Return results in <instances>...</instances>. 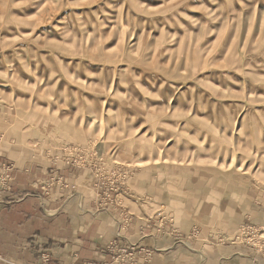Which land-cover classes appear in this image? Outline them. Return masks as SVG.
Masks as SVG:
<instances>
[{
	"label": "rangeland",
	"instance_id": "obj_1",
	"mask_svg": "<svg viewBox=\"0 0 264 264\" xmlns=\"http://www.w3.org/2000/svg\"><path fill=\"white\" fill-rule=\"evenodd\" d=\"M67 147L87 150L82 167L51 165ZM4 156L74 173L77 196L111 211L138 199L181 255L250 261L239 236L264 228V0H0Z\"/></svg>",
	"mask_w": 264,
	"mask_h": 264
},
{
	"label": "crops",
	"instance_id": "obj_2",
	"mask_svg": "<svg viewBox=\"0 0 264 264\" xmlns=\"http://www.w3.org/2000/svg\"><path fill=\"white\" fill-rule=\"evenodd\" d=\"M52 172L65 178L66 188H43ZM73 174L51 171L49 164L44 170L14 164L10 190L0 193V264H40L44 253L53 255V264H203L179 254L186 246L175 239L174 231L157 234L145 226L151 217L138 199L116 198L112 211L100 208L95 194L91 200L77 196L78 187L70 182ZM112 243L131 244L140 252L115 262ZM251 258L241 263L226 258L216 264H264Z\"/></svg>",
	"mask_w": 264,
	"mask_h": 264
},
{
	"label": "built area",
	"instance_id": "obj_3",
	"mask_svg": "<svg viewBox=\"0 0 264 264\" xmlns=\"http://www.w3.org/2000/svg\"><path fill=\"white\" fill-rule=\"evenodd\" d=\"M48 156L51 161V165L57 168V162H62V165L72 170L73 168H79L82 167L86 161L87 150L82 148H64L63 150H60V152L56 155L52 154L51 151L48 152ZM14 170L13 163H10L6 160H0V193L1 192H8L10 190V185L12 182V173ZM55 185L60 186L62 188H66L67 185L65 184L64 180L57 175V173L52 172L48 178L45 181V184L43 185V188L45 190H49ZM100 197V196H98ZM116 200V199H115ZM114 200V201H115ZM112 201V200H110ZM108 205V201H106V198L103 196L100 198V208L106 207ZM161 214H157V218H159ZM152 219L148 220V223ZM159 221H162V218L159 219ZM241 242H250L243 245L245 250H248L249 255H251L255 261L257 260H264V228H259L257 230H249V229H243L241 232ZM239 237H236V239H239ZM117 244H111V246H116ZM117 249V252L120 251L121 253L127 255H131V252L136 251L137 246L131 245L127 247H114ZM52 257L53 255L51 253H44L41 257V263L40 264H52Z\"/></svg>",
	"mask_w": 264,
	"mask_h": 264
}]
</instances>
